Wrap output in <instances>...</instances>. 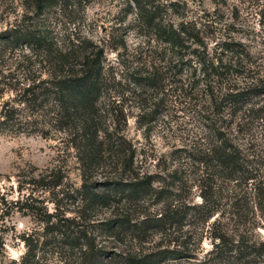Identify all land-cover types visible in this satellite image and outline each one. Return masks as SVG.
<instances>
[{
  "label": "trees",
  "instance_id": "16d2710c",
  "mask_svg": "<svg viewBox=\"0 0 264 264\" xmlns=\"http://www.w3.org/2000/svg\"><path fill=\"white\" fill-rule=\"evenodd\" d=\"M88 1L0 0V132L54 137L79 171L34 168L15 197L0 194V256L19 212L31 225L14 233L17 264H264V9L237 38L178 0H124L108 25L86 21ZM130 30L135 57L116 66L107 53ZM169 96L198 112L199 140L183 149L191 183L144 169L126 133L129 103L150 129Z\"/></svg>",
  "mask_w": 264,
  "mask_h": 264
},
{
  "label": "rangeland",
  "instance_id": "374dc122",
  "mask_svg": "<svg viewBox=\"0 0 264 264\" xmlns=\"http://www.w3.org/2000/svg\"><path fill=\"white\" fill-rule=\"evenodd\" d=\"M186 7V14L192 20L201 22L213 21L215 35L233 36L237 38L251 37L259 28L260 11L264 9V0H178ZM124 5V0H89L86 9V21L96 18L99 23L108 25L114 19L122 16L119 9ZM214 29V30H215ZM99 33V32H98ZM125 48L120 47L116 51H108V60L115 61V65L121 64L119 58L131 62L135 57L134 48L138 44V38L134 31L127 34ZM120 54V55H119ZM119 56V58H118ZM118 61L119 64H116ZM151 103L153 101H150ZM138 104L131 102L128 105L129 117L126 128L127 136L132 139L139 154L140 165L144 169L152 171L177 169L172 176L166 177L170 184H179L183 179L191 183L197 173L189 163H186L183 149L199 140L201 130L198 112L194 101L183 97H168L162 105V113L152 123L150 129L140 127L136 122ZM56 138L42 137L36 133L11 134L0 132V194L3 192L8 198L18 194L19 181L25 179L34 168H44L52 163L61 164L68 174L75 180H79V171L72 152L63 151L57 146ZM189 199L200 201L198 188L193 183L188 192ZM6 223L13 224L5 232L7 256H0V264H17L12 259L17 258L23 251V246L15 238V231H20L31 225V219L27 215L14 212L11 216H5ZM185 224L182 230L192 227ZM15 228V230H14ZM264 234V227L257 228ZM192 229L189 230V232ZM195 235V234H194ZM194 239V238H192ZM208 236L201 241V248H210ZM44 264H63L60 261L51 260Z\"/></svg>",
  "mask_w": 264,
  "mask_h": 264
}]
</instances>
